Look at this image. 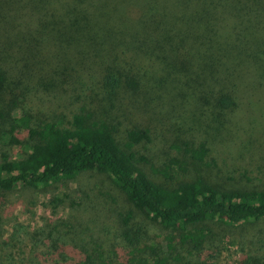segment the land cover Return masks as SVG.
<instances>
[{"label":"trees","instance_id":"obj_1","mask_svg":"<svg viewBox=\"0 0 264 264\" xmlns=\"http://www.w3.org/2000/svg\"><path fill=\"white\" fill-rule=\"evenodd\" d=\"M69 88L65 112L33 101ZM249 103L264 106V0H0V238L13 190L91 172L114 187L110 229L16 223L5 241L28 250L0 241V264H218L216 225L249 245L237 264H264V186L206 173Z\"/></svg>","mask_w":264,"mask_h":264},{"label":"rangeland","instance_id":"obj_2","mask_svg":"<svg viewBox=\"0 0 264 264\" xmlns=\"http://www.w3.org/2000/svg\"><path fill=\"white\" fill-rule=\"evenodd\" d=\"M75 96L76 94L69 88L68 94L62 91L46 95L43 93L35 96L33 101L39 104L43 103L44 105L42 106L45 109L60 106V109L65 112L70 101ZM255 106L251 103L246 104L244 110L238 113L232 127V133H234L236 139L235 137H227V140H230V143L226 144L227 147L222 145V140L210 141L213 151L211 154L209 153L207 158L211 166L206 169V173L213 182L222 185L225 183L234 184L227 182V180L232 179L234 182H243L245 185L264 186V106L258 104L257 106L260 110H255ZM161 110L164 115L174 121L176 120L174 125L180 121V113L179 118H177L175 113H172L169 108L164 107ZM177 110L182 111V109ZM221 130H223V126H221ZM199 132L200 134L196 132V135L202 139L201 136L205 135V133L201 129ZM167 133V131H159L158 138H169L170 134L166 135ZM224 136L218 134L216 137L223 139ZM193 154H197L196 150H194ZM179 159L180 157L169 158L170 164L174 169L177 168ZM81 186L90 188L94 195L84 199L80 205L78 202L72 204L70 199H75L79 195L77 192L78 195L75 196L73 192L78 191ZM106 192L114 193V187H112L110 181L102 179L100 175L93 172L81 176L80 179L70 186H66L63 183H54L39 191H32L26 188L13 190L6 196L2 207L7 220L3 225V235L0 241L4 243L8 239L11 228L16 223H22V225L27 227L26 230L29 231V234H31L41 226L70 216L83 220L96 218L102 229H110V213L99 210L102 209V205L106 208L104 204L105 198L100 195ZM68 196L73 197L68 198ZM56 197H59L58 202L55 200ZM54 200L56 203H52ZM215 231L219 232L214 238L213 245L208 248L211 249V253L214 252L216 254L214 255L216 256V263L237 264L239 262L238 259L244 254L242 251H249V245L238 243L239 237L223 236V231L218 225L215 226ZM6 243H9V245H4L3 247L9 248L15 254H20L21 251L27 252L28 250L26 239L19 242V244ZM216 246L219 249L217 252L214 251Z\"/></svg>","mask_w":264,"mask_h":264}]
</instances>
